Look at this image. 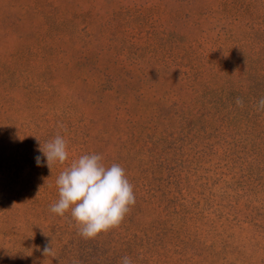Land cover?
Wrapping results in <instances>:
<instances>
[{"label": "rangeland", "instance_id": "374dc122", "mask_svg": "<svg viewBox=\"0 0 264 264\" xmlns=\"http://www.w3.org/2000/svg\"><path fill=\"white\" fill-rule=\"evenodd\" d=\"M261 97L264 0H0V264H264ZM90 153L136 202L85 239L50 207Z\"/></svg>", "mask_w": 264, "mask_h": 264}, {"label": "clouds", "instance_id": "9594fccd", "mask_svg": "<svg viewBox=\"0 0 264 264\" xmlns=\"http://www.w3.org/2000/svg\"><path fill=\"white\" fill-rule=\"evenodd\" d=\"M236 104L243 106L242 99L237 98ZM256 107L257 111L264 110V97L258 100ZM40 151L50 170L54 163L64 164L69 156L67 142L60 135L46 142ZM35 159L39 166L41 157ZM101 161L102 156L97 153L84 154L73 160L56 179L59 199L50 207L52 213L60 216L71 209V217L85 239L118 227L136 202L133 185L125 170L117 163L105 166ZM42 254L54 257L50 246H45ZM121 264H132L131 258L122 257Z\"/></svg>", "mask_w": 264, "mask_h": 264}]
</instances>
